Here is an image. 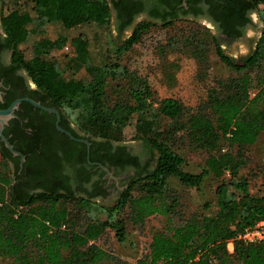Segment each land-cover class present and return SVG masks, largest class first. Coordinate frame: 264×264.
Listing matches in <instances>:
<instances>
[{"label": "trees", "instance_id": "16d2710c", "mask_svg": "<svg viewBox=\"0 0 264 264\" xmlns=\"http://www.w3.org/2000/svg\"><path fill=\"white\" fill-rule=\"evenodd\" d=\"M28 2L29 9L23 0H0V25L12 67L24 71L37 92L74 126L73 131L88 136L93 147L108 146L113 134L136 118L133 139L153 149L157 158L152 171L137 172L114 204L106 207L64 187L26 190L25 175L18 176L17 167L11 169V154L0 141V259L10 264H98L107 258L95 244L105 230H112L116 240L125 243L127 221L143 224L159 215L175 222L152 235L149 253L139 264H264V241L245 244L237 238L245 228L264 222V197L251 194L249 180L241 173L245 167L241 149L255 144L264 133V0L220 4L215 21L227 37L240 35L235 27L245 9L258 13L261 34L241 61L227 55L222 41L209 29H202V37L193 31L184 40V49L201 70L213 47L218 60L232 72L214 81L205 99L192 110L177 99H159L145 78L117 59L157 24L143 22L123 44L111 43L114 58L110 55L100 66L91 62L87 40L77 36L59 63L51 53L62 50L67 39L61 35L51 40L44 36L45 29L58 24L65 29L78 24L108 27L107 0ZM31 37V55L25 58L19 46ZM81 70L82 79L65 77ZM125 79L130 84L117 83ZM180 132L208 154L198 173L184 171L185 160L172 148L170 141ZM235 147L237 151L231 152ZM97 160L103 163L92 154L90 161ZM225 174L228 180H221ZM209 176L221 180L215 189V211L183 216L180 196L171 190L170 180L198 191ZM70 204L76 206V214L68 209ZM210 208L203 206L206 211ZM231 240L233 252L229 253Z\"/></svg>", "mask_w": 264, "mask_h": 264}, {"label": "rangeland", "instance_id": "374dc122", "mask_svg": "<svg viewBox=\"0 0 264 264\" xmlns=\"http://www.w3.org/2000/svg\"><path fill=\"white\" fill-rule=\"evenodd\" d=\"M23 3L27 9L31 6L28 0H23ZM254 22L255 25L246 30L245 38L221 42L224 52L238 62L251 53L256 41L253 39L259 36L260 28L257 25L261 24L255 19ZM209 27L205 22L195 23L186 20H177L168 25H153L141 35L137 43L117 59L121 65L145 78L159 99L174 98L187 109H195L205 99L206 91L210 86H213L214 81L224 80L232 75V72L215 56L213 47L209 49L208 63L203 70L188 55V50L184 49V40L191 32L195 31L197 33L195 36L202 37L200 35L202 29H209ZM210 32L213 33L211 30ZM61 35L66 37V45H69L73 38L83 36L88 42L91 62L98 66L102 65L110 55L114 58L111 43L121 45L125 41V37L120 36L111 22L108 27L101 28L93 24H78L65 29L58 24L49 26L44 31V36L51 40H55ZM33 39L31 37L26 43L19 46L25 58H29L31 55L30 46ZM170 43H173L174 47H167ZM51 57L59 63L66 59L60 50H54ZM65 77L82 79L85 77V73L81 70L74 75L66 73ZM117 83L130 84L127 79L117 81ZM135 121L136 118H132L126 128L114 133V142L127 143L129 140H135L133 139ZM165 125L166 123L163 122L162 128ZM72 127L74 128V126ZM170 143L175 152L185 160L184 171L200 172L208 156L204 150L192 145L184 132L177 133ZM237 149L235 147L231 149V152L235 153ZM241 151L245 160V167L241 173L246 175L249 180V190L253 195L264 197V133L260 134L255 144L247 146ZM221 180H228V175L225 174ZM221 180L217 181L214 176H209L205 178L201 189L196 191L186 189L176 180L171 179L170 187L180 196L183 216L214 212L215 189ZM98 204L109 207L114 203L98 202ZM204 204L211 206L209 211L203 209ZM75 207L70 204L68 209L71 213L76 214ZM82 219L80 224H84ZM174 222L167 221V218L159 215L147 218L143 224L133 225L127 221L125 243H119L112 230H105L95 244L106 253L107 258L98 264H139L141 260L146 259L149 253L148 247L152 235L162 232L169 227L170 223L173 225ZM0 264H10V260L0 259Z\"/></svg>", "mask_w": 264, "mask_h": 264}, {"label": "flooded vegetation", "instance_id": "af4514ba", "mask_svg": "<svg viewBox=\"0 0 264 264\" xmlns=\"http://www.w3.org/2000/svg\"><path fill=\"white\" fill-rule=\"evenodd\" d=\"M230 0H107L110 10V22L125 41L133 33L136 26L143 22L160 25L171 20L205 22L221 41L231 42L245 38L248 28L260 24L258 13L245 9L236 30L239 36L227 37L221 33L219 23L215 19L220 14V4L226 5ZM1 14V5H0ZM262 30V24L257 25ZM235 33V31L233 32ZM257 36L254 41L258 39ZM124 41V42H125ZM123 42V43H124ZM121 43V44H123ZM0 92L2 93L0 110L7 109L15 100L30 99L42 108L28 101H21L14 110L15 118L8 121L3 129L8 141L15 151L24 156L12 157L9 161L11 169L17 167V175L24 174L26 190L47 187H64L75 194H80L92 202H115L127 188L130 179L137 172L142 175L155 168L156 152L142 141L129 140L127 143L112 141L108 146L98 144L93 147L92 140L83 134L73 131L62 114L52 103L37 92L35 85L24 71L12 67L11 52L8 49L4 33L0 25ZM45 109L55 110L60 121L56 127V115ZM69 133L74 139H71ZM77 140L87 141V145ZM136 143V144H134ZM93 154L103 163H88ZM27 164V166H25ZM99 165L108 169L114 179L108 177ZM47 169H50L47 173ZM144 172V173H143ZM38 173V177L35 174Z\"/></svg>", "mask_w": 264, "mask_h": 264}, {"label": "water", "instance_id": "95a60500", "mask_svg": "<svg viewBox=\"0 0 264 264\" xmlns=\"http://www.w3.org/2000/svg\"><path fill=\"white\" fill-rule=\"evenodd\" d=\"M2 86L1 82H0V87ZM1 95L2 93L0 92V102L2 101V98H1ZM21 101H28L30 102L32 105L36 106V107H39V108H42L38 103H35L33 102L32 100L30 99H18V100H15L7 109L5 110H0V141L3 143L5 149L8 150V152H10V154L12 155V157H20V161H21V164L24 162V156L18 152V151H15L14 148H13V145L9 143L8 139L4 137L3 135V129L4 127L8 124V121L11 120L12 118H15V115H14V110L18 108V105ZM44 109V108H42ZM47 110L48 112H51V113H54L57 117L56 119V127H57V130L60 131V132H64L59 126H58V123L60 121V116L59 114L55 111V110H51V109H45ZM71 139H74L69 133H66ZM79 142H83L87 145V149L89 151V143L87 141H84V140H77ZM87 160H88V163H90L89 161V156L87 154ZM90 164H93V163H90ZM99 167L106 173V175L112 179H114V177L112 176V174L108 171L107 168L99 165Z\"/></svg>", "mask_w": 264, "mask_h": 264}, {"label": "built area", "instance_id": "2783aa9c", "mask_svg": "<svg viewBox=\"0 0 264 264\" xmlns=\"http://www.w3.org/2000/svg\"><path fill=\"white\" fill-rule=\"evenodd\" d=\"M60 51H62V53H69V45H65ZM237 238L245 244L264 241V222L260 221L251 227L245 228ZM227 250L229 253L233 252V240L227 243Z\"/></svg>", "mask_w": 264, "mask_h": 264}]
</instances>
